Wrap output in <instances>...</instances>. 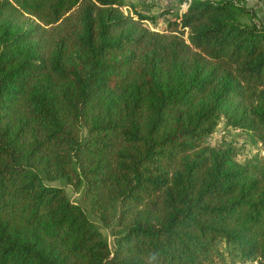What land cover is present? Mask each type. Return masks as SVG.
<instances>
[{"label": "trees", "instance_id": "16d2710c", "mask_svg": "<svg viewBox=\"0 0 264 264\" xmlns=\"http://www.w3.org/2000/svg\"><path fill=\"white\" fill-rule=\"evenodd\" d=\"M184 1L0 0V264H264V24Z\"/></svg>", "mask_w": 264, "mask_h": 264}, {"label": "rangeland", "instance_id": "374dc122", "mask_svg": "<svg viewBox=\"0 0 264 264\" xmlns=\"http://www.w3.org/2000/svg\"><path fill=\"white\" fill-rule=\"evenodd\" d=\"M136 5V9L151 19L147 21V25L153 30L166 31L168 22L175 19L179 14L186 9L188 2L184 0H128ZM246 5L254 9L257 20L264 24V0H244ZM129 10L128 7H126ZM208 142L212 145H220L224 142L232 143L236 148L237 160L241 163L247 162L255 154L264 155V143H254L247 131L239 128L226 127L224 122L218 126V129L211 135ZM57 186L65 187L67 193L72 200L84 203L81 200L79 192L73 190L64 180H56L51 182ZM89 217L100 227L99 219L90 211L87 210ZM104 235L108 238L112 246L115 239L110 229H101Z\"/></svg>", "mask_w": 264, "mask_h": 264}]
</instances>
